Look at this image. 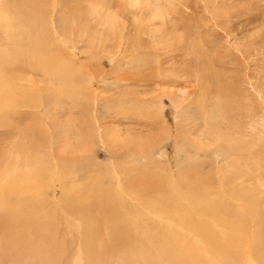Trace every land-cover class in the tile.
I'll list each match as a JSON object with an SVG mask.
<instances>
[{
    "label": "rangeland",
    "instance_id": "obj_1",
    "mask_svg": "<svg viewBox=\"0 0 264 264\" xmlns=\"http://www.w3.org/2000/svg\"><path fill=\"white\" fill-rule=\"evenodd\" d=\"M40 39L60 47L52 72L32 58ZM4 54L0 164L38 165L56 186L61 264H70L76 246L73 207L96 211L103 195L168 205L187 197H264V159H253L264 158V0H0ZM185 63L192 76L205 66L208 103L216 88L233 102L195 109L190 101L205 87L178 76ZM11 86L16 93L5 99ZM225 136L243 149L228 152ZM231 243L222 246L248 256L245 241Z\"/></svg>",
    "mask_w": 264,
    "mask_h": 264
},
{
    "label": "bare ground",
    "instance_id": "obj_2",
    "mask_svg": "<svg viewBox=\"0 0 264 264\" xmlns=\"http://www.w3.org/2000/svg\"><path fill=\"white\" fill-rule=\"evenodd\" d=\"M46 13L47 12L44 14ZM44 21L51 29L52 21L47 19V17H44ZM54 30L56 29L54 28ZM183 30L184 29L181 31ZM185 31L184 33L187 35ZM53 32L55 33V31ZM32 34H30L29 37H31ZM44 34H40L39 38L45 37ZM57 34H59V32H57ZM32 37L34 36L32 35ZM56 38L54 39L56 40ZM28 39L29 38H27V40ZM23 42L27 44L26 40ZM34 42L36 43L37 41L35 40ZM30 49L33 54L32 58L35 57L37 59V64L39 63L43 70H55L52 66L57 63V60L59 61V59H57V53L60 49L57 43H51L50 41L48 42L44 39H40L38 45H36V50L31 47ZM64 51L65 50H63V52ZM8 56L7 54L0 55V62L6 61V57ZM204 57L205 56L202 58ZM202 58L199 59L202 60ZM222 58L224 57L222 56ZM193 60L195 61V59ZM201 60L199 61H204V59ZM66 63H68V61ZM205 63L206 62H204V64ZM201 64L203 65V63ZM151 65L154 64H150V67H152ZM202 65L200 67L202 69H199L201 71L205 68V66L202 67ZM190 70L192 72L189 63H185L177 70V73L179 74V72H181L185 75L186 79L190 76L194 78L193 81L198 84V88H200L199 85L205 87L203 89L201 88L202 91L201 93L199 92L200 96L190 101V104L194 105L195 109H198V111L199 109L203 110L206 105L209 107L207 112L213 108L219 109L220 102L223 101L221 98L225 99V101L229 99L230 102H233V96L231 97L229 95L227 99L224 98L225 96L221 97V94L224 95L226 92L221 93L220 88H216L214 93L211 92V94H213L211 95L213 97V99H211L212 102L209 101L208 103L206 96L209 94L208 97L210 98V87L207 89L206 86L208 84L206 86L205 84H201L203 81L201 79H205L203 73L207 77L206 72L202 73L200 71V73H202L201 76L199 75L200 73L197 74L196 72L195 75L192 76L189 75L191 74ZM206 70L209 72V67H207ZM214 73L215 72H213V74ZM209 74L210 73H208V75ZM156 75L155 73V76ZM180 75L181 74L178 76ZM59 76L60 74L58 78ZM175 81L173 82L176 83ZM15 91L11 86L9 90L2 92V96L4 95V98L7 99L9 95ZM23 95L25 94L22 93V96ZM158 99H149L146 101L149 104L147 106H154L156 103L157 109L161 111V104ZM191 108L193 109V107ZM189 109L190 107L188 108V112L190 111ZM223 109L225 108L223 107ZM212 111H215V109ZM211 112L209 115L213 116ZM190 114H192V112ZM225 139H227L228 142V152L233 150L238 152L243 149L241 145L239 146V142H236V144L234 143L237 147L233 148V138L231 136H225ZM257 143L259 144V142ZM252 144L254 143H251V145ZM255 145L257 144L255 143ZM255 145L252 146L255 147ZM259 150L260 154L264 156L263 145L260 146ZM247 151L248 152H245L249 154L250 151L248 149ZM254 156L251 154L247 156L248 158L244 157L249 161L248 159H252ZM13 157L14 156H12V158ZM253 159L255 161L257 159L256 163H262L264 158H257L256 156V158ZM11 161L12 160L9 162L7 160V162L0 164V264H61L60 257L63 254L62 250L64 248H60V240L58 237L59 199L57 198L56 186L46 181L42 167L27 164L23 160ZM233 196L222 195L212 200L199 199L200 197L198 199L197 197H187L185 198V202L174 201L168 205L159 200L143 199L135 196L134 198L128 197V199L127 197L117 196L114 198L113 196L111 198L105 197L106 200H103V195L102 199H98L99 204H96V211H94L92 205L74 206L73 208L76 210V217L78 218L76 222H78L77 225L79 227L76 233V246L71 253L70 264H264V197L255 198L253 195L248 196V194L247 197L245 196L246 198L238 196L233 198ZM231 216L233 219L230 218ZM232 240V245L236 244L237 241L246 242L245 244L248 251L247 257L242 256L244 249L240 251L235 247L236 249L233 248V251H228L222 246L224 242L227 241L228 243V241ZM243 257L247 258V260H243Z\"/></svg>",
    "mask_w": 264,
    "mask_h": 264
}]
</instances>
